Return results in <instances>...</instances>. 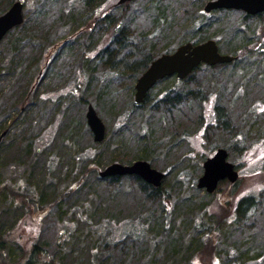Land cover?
I'll use <instances>...</instances> for the list:
<instances>
[{
	"label": "rangeland",
	"instance_id": "374dc122",
	"mask_svg": "<svg viewBox=\"0 0 264 264\" xmlns=\"http://www.w3.org/2000/svg\"><path fill=\"white\" fill-rule=\"evenodd\" d=\"M9 1L12 3L20 1L23 4L24 23L23 26L21 24L11 30L6 35L7 40H5L7 38L5 36L6 38L0 42V73L2 63L6 65L4 68L9 70L12 69V67H9V61L13 62L12 65H15V61L19 62V54L10 53V47L17 45V43L19 46L21 39L26 36H29L32 42L24 48V51L26 50L25 54L22 50L23 60L20 67L17 68V74L14 78L5 83L0 77V91L3 89L1 102L5 105L4 109L10 110L19 93L29 83L32 90L36 87L34 93L21 106L16 105L15 109L21 110V107H23L24 110H29L31 116L36 117V125L33 132H31V136L36 137L39 132H42L44 138L50 130H56L57 132L51 131L49 133L48 146L53 143L54 136L56 137L55 142L60 145L61 136L63 135H57L58 131H64L65 135L67 132L63 126V123L66 122L63 120V118L65 119L64 116L69 115L71 117L74 115V110L78 111L84 137L80 145L85 146V150L80 151L82 154H78V156L82 157V166L86 167V171L83 172L85 179L89 181V178H92V183L97 190L104 192L109 184L102 180H94L97 176L96 170L100 172L112 162H128L131 164L138 160L136 159L137 155L141 153L143 148H148V150L153 151V155L147 156L148 163H150L151 168L164 174L161 188L166 192L163 198L158 201L151 200V203L146 200L140 201V205L144 207L141 210L136 205L137 201H133L131 204L127 201L123 205L121 198L116 201H109L104 200L102 196L91 197L92 202L90 204L82 203L83 200L72 204L69 210L70 213L60 223L54 205L40 207L38 195L32 197L26 195L27 198L31 199L23 205V210H18L17 214H12L13 218L16 219L14 225H7L10 221L6 219L1 224L3 228L0 232V243L4 241L2 245L4 247L2 249H5L3 251L4 259H2L4 264H13L10 263L8 258L9 248H11L14 257L22 258L24 256V254L21 255L22 252L15 244L17 242L20 243L18 245L23 248V252L28 253L31 247L39 246L49 256L54 255L55 257L57 252L55 249L59 248V243L63 244V248L72 246L65 256L76 260L77 257L81 256L77 244L82 243L78 246H84L85 248L89 245L90 240L94 242L99 237L101 238V236L98 237V235L87 232L88 224L86 222L95 230H107L110 238L116 240V242L113 240L108 241V246L112 249L115 244L120 250L128 245L127 237H121V235H134L132 234L134 230L145 228V218L139 216L145 213L154 215L153 218H162L165 215L172 218L174 214H177L178 231L183 232L180 237L187 236L186 234L189 231L194 232L197 230L192 227L195 221H199V225L210 226L213 230L216 222L213 220L216 218L211 217L215 214L220 215V224L224 227L230 219L229 216H225L230 215L238 200L240 201L243 197L258 196L264 190V19L259 22L256 19L243 21L244 14L237 11H213L206 14L203 8L208 0H194L193 3L185 0L168 1V7H174L172 8L174 12L180 11L177 8L178 6L182 9L181 12L187 11L185 15L192 16L191 18L196 16L200 7L202 15L196 16L197 20L194 21L196 26H199L201 21L202 25L208 26L209 35L216 37L213 40H215V43L217 42L216 44L222 55L230 56L233 47L241 50V54H239V57L233 58L231 62L223 64L224 66L208 67L201 65L188 80L179 81L175 77L163 79L151 89L148 98L141 107L132 108L130 97L134 94L137 79L130 78L128 74L123 79L120 77V71L105 67L108 62L99 63V50L108 41L107 35L105 38L102 37L103 27H95L91 30L93 31V41L91 42L84 35L90 29L85 23L86 19L87 22L91 21L93 25L95 21L101 20L102 16L113 11L118 0H93L92 4L85 3L86 9L81 7L76 10L69 8L71 0H0V6L5 7ZM74 2L72 1L71 4ZM148 3L149 0H134L128 8L130 12L135 10L134 14L136 16L135 19H132L130 29L136 34L151 30L149 21L145 20L139 12ZM65 12H76L78 15L70 18V23L66 25L62 23L65 20ZM39 27L44 30H35ZM234 30L236 32H233ZM89 32H87L88 35ZM69 33L74 34L72 41L69 38L65 39L69 36ZM176 34L174 36H170L171 34L164 35L159 40L154 39L156 48L152 49V53L170 47L176 49L181 41L185 42L183 40H188L191 37L198 39L199 37L197 34L188 32V28H183L182 31H177ZM83 46H88L86 56L89 58L84 62L78 61ZM241 46H245V48H241ZM101 61L104 62V58ZM90 63L95 74L99 72L107 74L108 79L113 84H117L122 79L124 86H127L124 89L123 96L118 91V93L113 92L111 94L113 98L121 99L117 112H110L107 104L104 103L95 107L90 102L92 97L85 99L86 104L77 105L76 100L81 95V92L76 90L80 84L78 78L87 74L86 67ZM30 64L32 67L29 66ZM177 81L183 83L177 84ZM81 82L84 81L81 80ZM81 84H85V82ZM173 87H176L175 89L185 88L183 91L189 94L192 93V95H189V100H185L183 97L182 100L184 101L181 103L175 101L176 105H174V100L171 99ZM190 97L194 98L191 99ZM113 102L115 101L113 100ZM59 103L73 105L74 109L66 108L68 113L56 116L62 111V109L56 108ZM87 105H92L97 116L104 124L105 136L102 144L94 143L91 133L88 136L90 131L85 120ZM217 108L223 113L222 119L216 114L215 109ZM127 111L130 112L127 116L122 115L120 117V113H126ZM119 131H122L123 134ZM12 133L14 134L15 130ZM146 136L149 137L146 138ZM120 138H124L126 143V146L122 145L123 149H119L117 144V140L120 142ZM1 140L6 145L10 141V137H3ZM90 149L95 154L92 158L85 154V151ZM217 149L227 151V160L237 167L239 178L234 184L224 180V182L219 183L214 193L207 194L204 190L196 188V181L203 173V163ZM59 152H62L63 157L60 174L56 175L55 171L49 177L59 187L62 186V188L70 190L73 187L72 184L74 185L75 182L81 179L80 170L75 169L76 166L72 159L74 156L73 149L63 145ZM247 157H252L251 162H245ZM98 163L102 165L99 166ZM52 164L53 161L50 162V165ZM184 167L185 169L181 170ZM7 171L8 169H0V180H3L1 185L5 183H11L12 185L16 182L21 183V185L24 184L25 179L22 176V171H18L16 166H12L11 171L8 173ZM72 171L74 175H72ZM180 172V177L177 180L175 176ZM55 177H61L62 180H55ZM187 178L188 181L183 186L178 183V181L184 182ZM132 182V179H121L118 182L122 185L119 189L127 188L132 191L130 188L134 186L131 184ZM136 196H138L137 192ZM140 199H142L141 196ZM75 200H77L75 196H72L65 201ZM19 201H22V199H19ZM195 202L198 203L197 208L193 211L187 210L186 207L191 204L194 205ZM88 206L97 210V221L104 222L102 225L96 222L90 224L89 217H84L83 210L85 208H87L86 210L91 209ZM73 211H76L75 218L79 221L80 218H85L87 221L82 220L79 222L75 220ZM189 212H192V214ZM102 213H104V216ZM1 214L2 212H0ZM70 215L73 219L70 218ZM188 216H191L189 220ZM18 219L21 220V223L17 226ZM234 219L236 218L233 217V220L229 222L232 223ZM149 221L152 222V217ZM256 224L258 226L264 224L261 217L256 218ZM243 226L244 224L239 219L237 227L242 228ZM220 230H223V228ZM74 234L75 236H73ZM216 234L215 232L207 234L211 243L216 239ZM70 235L72 237L67 242L66 239ZM194 236H198L197 241L199 238H203L201 233ZM141 241L146 243L147 239ZM100 251L101 248L98 249V252ZM200 251H192L189 259L191 264H217L214 253L210 251L208 246ZM178 258H180V262L183 260V257Z\"/></svg>",
	"mask_w": 264,
	"mask_h": 264
},
{
	"label": "trees",
	"instance_id": "16d2710c",
	"mask_svg": "<svg viewBox=\"0 0 264 264\" xmlns=\"http://www.w3.org/2000/svg\"><path fill=\"white\" fill-rule=\"evenodd\" d=\"M72 1L75 2L71 4ZM168 1L170 0H149V3L147 4L148 7L147 5H145L140 9L139 12L141 16L144 17L145 20L149 21L150 23L151 30L149 32L141 31L139 34H136L130 29L132 19H135L136 15L134 14L135 10L133 12H130L128 8L132 5V2H134V0L130 3H126L121 6L115 4L113 11L102 16L101 20L95 21L93 25L91 24V21L87 22L86 19L85 23L88 27H90L89 31H91L95 27H103L104 33L102 37L105 38V36L107 35L108 41L106 45L99 50V63L104 64L105 62H108L105 67H109L111 70L114 69L120 71V77H122L123 79H125L126 74H128L130 75V78L133 77V79L136 80L145 71L150 62L154 60L156 56H158L160 53L169 54L175 50L174 48L171 49L170 47L169 49H161L157 53L153 54L152 49L156 48V42L154 39L159 40L160 37L169 34H171L170 36H174L177 31H182L183 28H188V32L197 34L199 37L198 39L191 37L188 40H183L185 42L181 41L178 46L186 43L196 45L203 43L207 40L216 39L214 35H209V31L207 29L208 26H205L204 24L202 25V21L199 26H196L194 22L195 20H197L196 16L202 15L200 12V7L198 9V12L196 13V16H194V18H191L192 16L188 17L185 15L187 11L181 12L182 9H180L178 6L177 8L180 10V13L174 12L172 9L174 7H168ZM185 1H191V3L194 2V0ZM71 2V5L69 4V8H73L76 10L81 7L86 9L85 3L92 4L93 0H71ZM11 3L12 2L9 1L5 5L6 8L0 6V15L7 11ZM88 9L90 10V8ZM65 15V20H63L62 23H65L67 25L68 23H70L69 19L72 17H76V15L78 14L76 12H65ZM248 19H256L258 22L263 21L264 12L254 17H250L247 15L243 16V21H246ZM23 23L24 22H22V26ZM84 24L83 26H85ZM36 29H41L42 31L44 30L42 27L35 28V30ZM89 31H86L84 35L85 37H87L88 41L91 42L93 41V31ZM87 32H89V35L87 34ZM233 32L236 31L234 30ZM72 37H74V34L69 33V36L67 38L65 37V39L67 40L69 38L70 41H72ZM7 39L8 37L5 40ZM31 42L32 40L29 39V36H26L25 38L21 39V41L19 42V46L17 43V45H14L9 48L10 53L16 55L19 54L18 57L20 59L18 63L17 61H15V65H12L13 62L9 61V67H12V69L9 70L5 69L4 67H6V65H3L2 63V71L0 73L2 81H4L5 83L9 82L17 74V68L20 67L21 61L23 60L22 56H24V54L26 53V50L24 51V48L30 45ZM36 48L38 49L39 46ZM87 48L88 46L82 47V54L79 57L80 59H78V61L84 62L86 59H89L86 56ZM241 48H245V46H241ZM22 50L24 51L23 55H21V53H23ZM239 54H241V50H239L238 48L233 47L232 52L230 51L231 57L237 58L239 57ZM102 56H104V62L101 61V59H103L101 58ZM33 60H35V58H33ZM29 66L32 67L31 64ZM86 68L87 74L83 77L78 78L80 84L77 86L78 89L76 90H79L81 92V95L76 100L77 105L82 106V104H86L87 101H85V99L92 97V100L90 102L95 107L98 104L104 103L107 104L108 110L110 112H117L121 99H115L111 94L113 92H119V94L123 96L125 93L124 89L127 86H124L122 79L118 81L117 84H113L108 79L107 74L103 72L95 74L94 69H92L93 67H91V63ZM190 76H188L184 80H188ZM81 80L84 81L85 84H81L84 83L81 82ZM179 83L183 82L177 81V84ZM173 88L171 90V99L174 100V105H176L175 101L176 103H181L182 101H184L182 100L183 97L185 100H189V95H192V93L189 94L188 92H184L183 90H185V88ZM35 89L36 87L32 90L31 85H29V83L26 84L21 93H19V95L15 99L14 104L12 105L10 110L4 109L5 105L3 102H1V98L3 97V89L0 91V134L6 131L4 137H10V141L7 142L6 145H4L3 140L0 141V169H8V173L9 171H11L12 166H16L18 171H22V176H24L25 179L23 185H21V183L19 184L18 182H16L15 184L12 183V185L11 183H5L1 185L3 183V180H0V212H2V214L0 215V232L3 228V226L1 225L3 220L6 219L10 221L7 223V225H14L16 219L13 218L14 216H12V214H17L18 210L21 211L24 209L23 205L27 204L28 200L31 199L27 198V196L32 197L34 195H38V203L40 207H44L45 205H54L57 210L56 216L59 220V223L63 222V219L66 218V215L70 213L69 210L72 204L81 202L82 200V203L86 202L90 204L92 202L91 197L102 196L104 200L106 199L109 201H116L117 199L121 198V202L123 205L126 204L127 201L129 204H131L133 201H137L136 205L138 206V208H140V210L141 208L144 209L143 205H140V201L143 202L146 200L148 201V203H151V200L158 201L159 199L163 198V195L166 191L161 188L162 185H160L158 188H154L151 185L143 182L137 176L133 175L99 178V171L96 170L95 173L97 174V176H95L94 180H102L109 184V186H107L108 188H106L107 190H105L104 192L97 190L96 186L92 183V178H89V181L88 179H85V175L83 174V172L86 171V167L82 166V157L78 156V154H82L80 153V151L83 152L85 150V146L82 147L80 145L81 140H83L84 137L82 135L83 127L80 124L81 122L79 119L78 111L74 110L73 116L70 117L69 115H65V119L63 118V120L66 121L65 123H63V126L65 127V129H63L67 131L66 135L63 133L64 131L62 130H59L57 133V135L59 136L63 135L61 136L60 140L62 144L60 143V145H57L58 143L55 142L56 137L54 136L53 143L48 146V137L50 135L49 133L51 131L56 130L49 129L50 132L45 135L44 138L42 136V132H39L36 137H34V135L31 136V132H33L36 125V117L34 115L31 116L28 109L24 110V108L21 107V110H17L15 109V106H21L24 102H26L27 98L34 93ZM121 89L123 90V92ZM148 95L149 93L147 94L145 100L148 98ZM130 98L132 99V108L141 107L145 103L144 101L143 104L136 105L134 103L133 95H131ZM113 100L115 102H113ZM56 108H59V110L62 109L59 114H56L57 116L62 113H68V111H66V108L74 109V106L59 103ZM215 110L217 116L222 119V111L220 112L219 108ZM129 113L130 112L128 111L126 113H120V117H122V115L127 116ZM120 120L122 119L120 118ZM13 130H15L14 134L12 133ZM119 132L122 133V131ZM88 136H90V132ZM121 137H123V135H121ZM147 137L149 136H146V138ZM117 144L119 145V149H123L122 145L126 146L124 138H120V142H118L117 140ZM63 145H67V147L73 149V163L76 166L75 169L77 171L80 170L81 176V179L75 182L74 185L72 184L73 187L70 188V190L62 188V186L59 187V185L55 184L54 180L49 177V175L51 173H54L55 171L56 175L60 174L63 157L62 152H59V149ZM85 154L88 155V157L90 158L95 156L93 150L91 149L85 151ZM151 155H153L152 150H148V148H143L141 153L137 155L136 159L148 162L147 156ZM251 158L252 157H247L245 162H251ZM52 161L53 164L50 165V162ZM119 164L126 165L130 163L126 162ZM98 165L100 166L102 164L98 163ZM184 169L185 167L181 170ZM68 170L71 171L70 169ZM72 170L74 171V169ZM73 171L72 175H74ZM181 172L179 174H176V179H179ZM123 178L130 180L132 179L133 182L131 184L134 185L133 187H130L132 191L127 188L119 189L122 185L118 184V182H120ZM59 179L62 180L61 177H55V180ZM187 181L188 178L185 179L184 182L178 181V183L183 186L184 183ZM136 192L138 196H136ZM132 193H134L135 195ZM72 196H75L77 200L71 202L65 201L68 197L70 198ZM140 196L142 197V199H140ZM19 199H22V201H19ZM237 202L238 203L233 206L230 215L225 216H229L230 219L226 222L224 227H222V225L220 224V215L215 214L211 218H216L219 221H217L216 219L213 220L216 221L213 230H211L212 227L206 226L204 224L199 225V221H195L192 227L193 229H197V232L189 231L190 233L188 232L186 234L187 236L183 235V237H180V234H182L183 232L178 231L179 227H177V214H174L172 218H169L166 215L162 218H153L154 215L152 214H138L139 216H143L145 218V228L143 230H134L132 232V234L134 235H121V237H127L126 241L128 242V245L125 248H122L121 250L116 247L115 244L113 245L112 249L108 246V241L113 240L116 242V240L115 238H110V235L107 234V230H95L91 226H89V223L86 222L87 220H85V218L83 219L79 217L80 221L84 220L86 224H88V233L98 235V237L101 236V238L99 237V239L94 242H91L92 240H90L89 245L85 248L84 246H78L82 245V243L77 244V247L80 248L81 256L77 257L76 260H72L65 256V254H68L67 251L72 246H70L69 248H63L62 243H59V248L55 249L57 251L55 253V257L54 255L49 256L47 252L43 251L39 246L31 247L28 253L23 252V248L19 246L20 243L17 242L15 244H17L18 249L22 252L21 255L24 254V256L22 258L14 257L11 248H9L8 258L10 263L13 264H191L189 259L191 258L192 251L196 250V252H201L200 250H204L208 246L210 251L214 253V256L217 260V264H264V224L259 226L256 224V218L258 217H261L264 221V190L261 191L258 196L243 197L240 201L238 200ZM197 205L198 203L195 202L194 205L191 204L186 208L187 210L190 209L191 211H193L197 208ZM88 207L91 208L90 206ZM86 209L87 208L83 210V215L85 213L84 217H89L91 222L90 224L96 222L99 225H102L104 223L101 221H97V210L93 208H91L90 210ZM189 213L192 214V212ZM75 214L76 211H73L74 218ZM102 215L104 216V213H102ZM73 217L71 216L70 218L73 219ZM151 217L152 222L149 221L151 220ZM190 217L191 216H188V220ZM233 217L236 219H234V221L230 223L229 221L233 220ZM239 219L245 227H237ZM75 220L79 221V219L77 218H75ZM20 223L21 220L18 219L17 226ZM150 223L153 226L149 225ZM221 228H223V230H220ZM212 232H215L217 234L216 239L214 240V242L211 243L208 239L207 234H211ZM200 233L203 235V238H199V240L197 241L198 236L193 237V235H199ZM73 236H75V234ZM71 237L72 236L70 235V237L66 239L67 242L69 241V239H71ZM142 239H147V242L143 243L141 241ZM3 244L4 241L0 243V264H4V261L2 260L4 259L3 251L5 250L2 249L4 248L2 246ZM100 248L101 251L98 252V249ZM178 257H183V260L180 262V258Z\"/></svg>",
	"mask_w": 264,
	"mask_h": 264
},
{
	"label": "water",
	"instance_id": "95a60500",
	"mask_svg": "<svg viewBox=\"0 0 264 264\" xmlns=\"http://www.w3.org/2000/svg\"><path fill=\"white\" fill-rule=\"evenodd\" d=\"M133 0H118L117 5L130 3ZM218 10L241 11L248 16H255L264 12V0H212L208 1L203 11L208 14ZM23 4L20 1L13 3L10 8L0 15V41L8 32L20 26L23 22ZM233 57L221 55L214 40H207L201 44L186 43L179 46L171 54H163L153 60L148 68L136 80L133 99L136 105L142 104L150 89L165 78L176 76L183 80L200 64L215 66L226 64ZM86 125L92 134L93 142L100 143L104 139L105 127L91 105L87 106L85 113ZM6 131L0 134V141ZM203 173L196 181V188L213 193L219 182L227 180L234 184L238 179L237 171L232 163L227 161V152L217 149L212 157L205 160L202 165ZM100 178L121 177L135 175L145 183L158 188L164 174L152 169L145 161H135L131 165L112 163L99 172Z\"/></svg>",
	"mask_w": 264,
	"mask_h": 264
},
{
	"label": "flooded vegetation",
	"instance_id": "af4514ba",
	"mask_svg": "<svg viewBox=\"0 0 264 264\" xmlns=\"http://www.w3.org/2000/svg\"><path fill=\"white\" fill-rule=\"evenodd\" d=\"M252 159V158H251ZM235 166V165H234ZM235 168H236V171H237V173H238V176H239V172H238V170H237V167L235 166ZM224 182V181H223Z\"/></svg>",
	"mask_w": 264,
	"mask_h": 264
}]
</instances>
